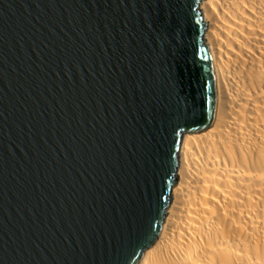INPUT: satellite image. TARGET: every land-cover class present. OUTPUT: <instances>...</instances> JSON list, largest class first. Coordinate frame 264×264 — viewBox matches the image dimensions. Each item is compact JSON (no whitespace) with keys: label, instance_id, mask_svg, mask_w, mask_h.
<instances>
[{"label":"water","instance_id":"obj_1","mask_svg":"<svg viewBox=\"0 0 264 264\" xmlns=\"http://www.w3.org/2000/svg\"><path fill=\"white\" fill-rule=\"evenodd\" d=\"M205 0H0V264H140L182 144L220 111Z\"/></svg>","mask_w":264,"mask_h":264},{"label":"bare ground","instance_id":"obj_2","mask_svg":"<svg viewBox=\"0 0 264 264\" xmlns=\"http://www.w3.org/2000/svg\"><path fill=\"white\" fill-rule=\"evenodd\" d=\"M220 111L182 144L160 239L140 264H264V0H205Z\"/></svg>","mask_w":264,"mask_h":264}]
</instances>
